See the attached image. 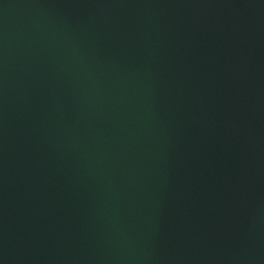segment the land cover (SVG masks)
Wrapping results in <instances>:
<instances>
[{"label":"water","instance_id":"water-1","mask_svg":"<svg viewBox=\"0 0 264 264\" xmlns=\"http://www.w3.org/2000/svg\"><path fill=\"white\" fill-rule=\"evenodd\" d=\"M0 264H264V0H0Z\"/></svg>","mask_w":264,"mask_h":264}]
</instances>
